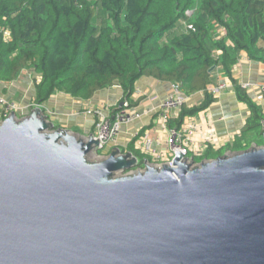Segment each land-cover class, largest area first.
I'll return each instance as SVG.
<instances>
[{
	"label": "water",
	"instance_id": "water-1",
	"mask_svg": "<svg viewBox=\"0 0 264 264\" xmlns=\"http://www.w3.org/2000/svg\"><path fill=\"white\" fill-rule=\"evenodd\" d=\"M99 151L40 106L0 124V264H264V147L143 170Z\"/></svg>",
	"mask_w": 264,
	"mask_h": 264
},
{
	"label": "trees",
	"instance_id": "trees-1",
	"mask_svg": "<svg viewBox=\"0 0 264 264\" xmlns=\"http://www.w3.org/2000/svg\"><path fill=\"white\" fill-rule=\"evenodd\" d=\"M188 10H195L192 18ZM217 28L224 37H216ZM241 52L264 64V0H0V83L33 70L41 77L33 107L60 93L88 101L118 84L128 107L136 108L143 99L133 100L135 85L151 78L179 85L186 98L205 94L201 104H185L168 120L169 129H179L216 101L207 88L221 68L250 109L245 133L256 131L254 146L264 147V114L233 79ZM242 137L188 157L200 164L253 147L240 145ZM128 151L138 158L137 169L153 163L134 143Z\"/></svg>",
	"mask_w": 264,
	"mask_h": 264
},
{
	"label": "crops",
	"instance_id": "crops-1",
	"mask_svg": "<svg viewBox=\"0 0 264 264\" xmlns=\"http://www.w3.org/2000/svg\"><path fill=\"white\" fill-rule=\"evenodd\" d=\"M218 39L225 36L221 28H217ZM220 54V52H218ZM31 72V73H30ZM33 75L34 82H39L41 77L31 71H24L21 76L11 83H0V95L12 99L25 108L19 113L20 117L28 115L35 107V85L29 76ZM35 76V77H34ZM233 79L246 90L252 101L264 114V64L251 60L246 52H241L239 61L233 69ZM213 93L215 102L199 114L185 118L183 124L194 122L199 129L193 134L190 143V154L194 157L201 156L210 146L214 150L233 145L237 138H243L240 145L248 143L255 145L258 139L257 133L251 130L245 133L248 120L251 116L250 109L241 103L236 95L233 82L224 75L221 68H217L212 74V82L207 88ZM172 93L170 83L158 82L151 78H142L135 85L133 100L143 99L136 108L128 107L136 111L139 118L121 127L116 140L109 144L103 151L108 154L111 150L119 148L123 152H129V146L134 143V148L141 154L150 156L153 164H166L168 158V127L160 120L159 111L164 99ZM205 94L196 93L186 99L188 107H194L202 103ZM124 101V92L120 86L99 91L91 100L82 101L69 95L56 94L47 101L42 109L48 118L58 128L70 129L81 135H95L97 117L90 112L100 106H106L103 114L111 117L119 110ZM125 109V108H123ZM178 111L172 112L171 117L176 118ZM182 124V125H183ZM214 134V142L205 145L210 134ZM157 157H160L159 159Z\"/></svg>",
	"mask_w": 264,
	"mask_h": 264
},
{
	"label": "built area",
	"instance_id": "built-area-1",
	"mask_svg": "<svg viewBox=\"0 0 264 264\" xmlns=\"http://www.w3.org/2000/svg\"><path fill=\"white\" fill-rule=\"evenodd\" d=\"M195 10H188L185 13L187 18H192ZM183 26L186 29L194 30L192 24L185 22ZM264 92V87L262 88ZM212 93H215L214 91ZM186 97L180 90L179 85H172V93L167 97L160 107L159 117L160 120L167 126L168 120L171 119L172 112L178 111L180 113L182 107L186 103ZM37 107V106H36ZM41 107V106H40ZM104 110L94 111V114L98 117L95 130V139L99 141V149L103 151L109 144L113 143L119 135L121 127L131 121L139 118V114L136 111H132L128 108L121 109L114 113L111 117H106L103 114ZM21 107L17 102L7 99L5 96H0V124L3 123L11 114L15 113L19 116ZM264 125V122H262ZM169 129V128H168ZM199 129L198 124L194 122L183 124L179 129L168 130V158L167 163L172 164V161L177 154V151L182 153L185 157L190 154V143L192 136ZM214 142V134H210L205 145L212 144ZM99 151V152H100ZM158 159L160 157H157ZM189 158V157H188ZM192 160L191 158H189Z\"/></svg>",
	"mask_w": 264,
	"mask_h": 264
},
{
	"label": "rangeland",
	"instance_id": "rangeland-1",
	"mask_svg": "<svg viewBox=\"0 0 264 264\" xmlns=\"http://www.w3.org/2000/svg\"><path fill=\"white\" fill-rule=\"evenodd\" d=\"M31 71H33V70H31ZM34 72V71H33ZM31 73V72H30ZM21 76V75H20ZM35 77V76H34ZM36 77H39V75H37ZM29 79L30 80H32V82H33V85L35 84V82H34V80H33V75H30L29 76ZM115 85H117V86H119L118 84H115ZM0 96H3V95H0ZM7 98V97H6ZM8 99V98H7ZM10 100H12V99H10ZM165 100V99H164ZM163 100V101H164ZM14 101V100H13ZM16 102V101H15ZM123 102V101H122ZM42 108V107H41ZM25 108H21V111L22 110H24ZM104 109H107V107L106 106H100V107H97V109H93L90 113L93 115V116H95V117H97L95 114H94V111H100V110H104ZM44 110V109H43ZM97 121H98V117H97ZM97 121H96V123H95V126H96V124H97ZM89 160L90 161H92V162H95V161H98V160H100L97 156H95V155H93V154H90V156H89ZM156 164V163H155ZM157 165V164H156ZM159 165H161V163L159 164Z\"/></svg>",
	"mask_w": 264,
	"mask_h": 264
}]
</instances>
